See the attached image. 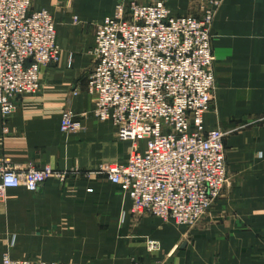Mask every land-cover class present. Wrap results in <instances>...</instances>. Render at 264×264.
I'll use <instances>...</instances> for the list:
<instances>
[{"label":"crops","instance_id":"0c3cea01","mask_svg":"<svg viewBox=\"0 0 264 264\" xmlns=\"http://www.w3.org/2000/svg\"><path fill=\"white\" fill-rule=\"evenodd\" d=\"M206 1L166 0L174 16L197 18ZM117 3L33 0L56 22L61 59L42 69L40 91L20 99L7 132L0 113V162L69 177L2 194L0 264L5 255L62 264H264V0H225L213 24L216 99L205 127L232 131L224 140L228 181L194 228L132 214L130 198L98 171L131 154L112 125L94 119L87 93L96 26ZM66 108L81 117V132L61 131Z\"/></svg>","mask_w":264,"mask_h":264},{"label":"built area","instance_id":"2783aa9c","mask_svg":"<svg viewBox=\"0 0 264 264\" xmlns=\"http://www.w3.org/2000/svg\"><path fill=\"white\" fill-rule=\"evenodd\" d=\"M225 0H207L202 17L174 16L166 0H118L96 26L94 65L87 93L91 112L131 143L125 164H103L99 173L131 202L132 214L162 223L196 227L221 197L228 181L225 137L207 130L206 115L216 99L212 28ZM61 59L57 25L33 0H0V113L4 132L20 99L36 95L42 69ZM64 134L83 129L66 108ZM68 172L50 167L15 168L0 162V197L8 190L38 192ZM150 241L148 249L157 247ZM1 264H62L3 257ZM128 264H143L133 260Z\"/></svg>","mask_w":264,"mask_h":264}]
</instances>
